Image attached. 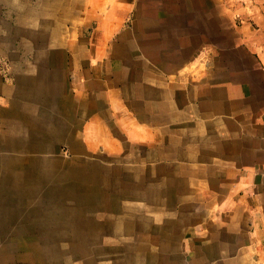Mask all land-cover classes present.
<instances>
[{
  "label": "crops",
  "instance_id": "1",
  "mask_svg": "<svg viewBox=\"0 0 264 264\" xmlns=\"http://www.w3.org/2000/svg\"><path fill=\"white\" fill-rule=\"evenodd\" d=\"M32 127L182 250L264 264V0H0V150Z\"/></svg>",
  "mask_w": 264,
  "mask_h": 264
},
{
  "label": "rangeland",
  "instance_id": "2",
  "mask_svg": "<svg viewBox=\"0 0 264 264\" xmlns=\"http://www.w3.org/2000/svg\"><path fill=\"white\" fill-rule=\"evenodd\" d=\"M27 132L20 155L0 150V264H206L181 249V228L144 218L143 204L112 202L111 172L94 156L45 150L44 133ZM124 178L114 173V192Z\"/></svg>",
  "mask_w": 264,
  "mask_h": 264
}]
</instances>
